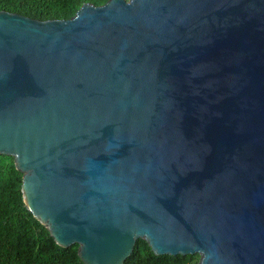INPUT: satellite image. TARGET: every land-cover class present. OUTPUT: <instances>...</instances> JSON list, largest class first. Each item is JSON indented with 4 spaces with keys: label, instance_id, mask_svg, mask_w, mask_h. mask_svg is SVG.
<instances>
[{
    "label": "water",
    "instance_id": "95a60500",
    "mask_svg": "<svg viewBox=\"0 0 264 264\" xmlns=\"http://www.w3.org/2000/svg\"><path fill=\"white\" fill-rule=\"evenodd\" d=\"M0 155L83 264H264V0L0 11Z\"/></svg>",
    "mask_w": 264,
    "mask_h": 264
},
{
    "label": "trees",
    "instance_id": "16d2710c",
    "mask_svg": "<svg viewBox=\"0 0 264 264\" xmlns=\"http://www.w3.org/2000/svg\"><path fill=\"white\" fill-rule=\"evenodd\" d=\"M107 0H0V11L46 21L72 17L85 3ZM22 175L13 158L0 155V264H83L77 245L63 249L26 210L21 197ZM197 255L156 256L147 243L137 240L124 264H197Z\"/></svg>",
    "mask_w": 264,
    "mask_h": 264
}]
</instances>
